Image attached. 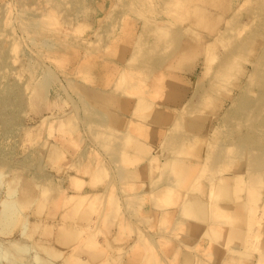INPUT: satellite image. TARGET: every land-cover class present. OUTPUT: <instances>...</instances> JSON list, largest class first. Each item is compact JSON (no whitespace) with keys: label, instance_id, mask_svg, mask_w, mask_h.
<instances>
[{"label":"rangeland","instance_id":"374dc122","mask_svg":"<svg viewBox=\"0 0 264 264\" xmlns=\"http://www.w3.org/2000/svg\"><path fill=\"white\" fill-rule=\"evenodd\" d=\"M0 264H264V0H0Z\"/></svg>","mask_w":264,"mask_h":264},{"label":"bare ground","instance_id":"6f19581e","mask_svg":"<svg viewBox=\"0 0 264 264\" xmlns=\"http://www.w3.org/2000/svg\"><path fill=\"white\" fill-rule=\"evenodd\" d=\"M135 54H136V52H134ZM81 89V88H80ZM77 90V89H76ZM161 135V134H160ZM209 162V161H208ZM211 162V161H210ZM209 162V163H210ZM180 164V163H179ZM186 165H188L187 167H186V169H185V171L183 172V178H184V182H187L188 180H189V178H191L192 177V174L195 172V170L197 169L195 166H191V164H187V162H186ZM204 165H206V162H205V164ZM208 166H210V165H208ZM207 166V167H208ZM203 170H206V169H203ZM179 171V170H178ZM203 172V171H202ZM196 174V173H195ZM195 176V175H194ZM178 177V176H177ZM184 184V183H183ZM215 188V187H214ZM220 188V187H219ZM219 188H218V190H219ZM212 189H213V187H212ZM214 190H216V189H214ZM218 190H217V192H216V194L218 193ZM224 190H225V188H224ZM170 191H172V190H170ZM222 191V190H221ZM174 192V191H173ZM213 191H211V193H212ZM235 192V191H234ZM215 193V192H214ZM224 191H222V195L221 196H224ZM93 194V195H92ZM91 195L89 194V193H85V196H88V195H90V196H92V197H96V194H94V193H92ZM213 194V193H212ZM212 194H210V197H211V195ZM221 194V193H220ZM89 196V197H90ZM217 196V198H218V195H216ZM216 196H214V197H216ZM220 196V195H219ZM227 196V195H226ZM48 197V196H47ZM175 197H177V194L176 193H174V197H173V201H176V199H175ZM228 197H229V195H228ZM85 198V197H84ZM213 198V197H212ZM211 198V199H212ZM217 198H216V200H217ZM178 199V198H177ZM210 199V198H209ZM215 199V198H214ZM213 199V200H214ZM178 201V200H177ZM191 201V200H190ZM228 201V200H227ZM211 202V201H210ZM218 202V201H217ZM182 203V202H181ZM213 203V202H212ZM210 205H211V207H212V204L210 203ZM239 206V205H238ZM209 203L207 202V203H205L202 199L201 200H199V199H195V200H192L191 201V204H190V206L188 207L189 208V210H188V214H190L192 217H193V219L194 220H197V221H205V219L207 218L206 217V215H207V212L209 213V216L211 217L212 216V213H214L215 214V211L217 210L216 208L215 209H213V210H211L210 209V212H209ZM207 209H208V211H207ZM218 212V211H217ZM252 212V211H251ZM233 213V212H232ZM234 214V213H233ZM254 214V213H253ZM217 215H219V214H217ZM222 215V214H221ZM220 215V216H221ZM215 216V215H214ZM224 216V215H223ZM227 216H229L228 215V213H227ZM218 217V216H217ZM232 217V216H231ZM237 217V216H236ZM254 217V216H253ZM217 219V218H216ZM233 219V218H232ZM239 219V218H238ZM250 219H253L252 217L250 218ZM249 220V219H248ZM256 220V219H255ZM240 221V220H239ZM250 222H252V220L250 221ZM253 223V222H252ZM195 224H196V222H195ZM194 224V225H195ZM199 224V223H198ZM198 224L197 225H195L194 226V229L195 230H197L198 232H202V230L204 229L203 228V226L201 225V226H198ZM233 224V223H232ZM252 225H254V224H252ZM236 226V225H235ZM221 229V228H220ZM241 229V228H240ZM235 230V229H234ZM187 231V230H186ZM204 231V230H203ZM248 231V230H247ZM237 234V233H236ZM61 240H62V242L61 243H64V240H63V238L61 237L60 238ZM241 241V240H240ZM249 242V241H248Z\"/></svg>","mask_w":264,"mask_h":264}]
</instances>
